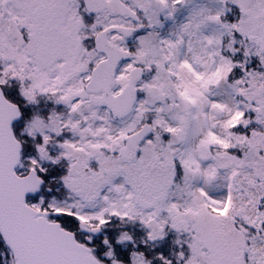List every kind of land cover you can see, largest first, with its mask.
Instances as JSON below:
<instances>
[{
    "label": "snow or ice",
    "instance_id": "obj_1",
    "mask_svg": "<svg viewBox=\"0 0 264 264\" xmlns=\"http://www.w3.org/2000/svg\"><path fill=\"white\" fill-rule=\"evenodd\" d=\"M0 264H264V0H0Z\"/></svg>",
    "mask_w": 264,
    "mask_h": 264
}]
</instances>
